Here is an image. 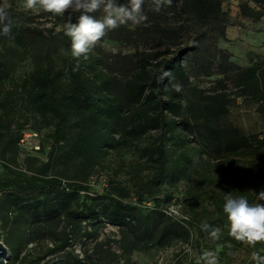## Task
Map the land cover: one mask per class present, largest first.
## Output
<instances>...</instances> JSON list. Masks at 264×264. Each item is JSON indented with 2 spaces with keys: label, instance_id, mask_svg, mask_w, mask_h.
Masks as SVG:
<instances>
[{
  "label": "trees",
  "instance_id": "trees-1",
  "mask_svg": "<svg viewBox=\"0 0 264 264\" xmlns=\"http://www.w3.org/2000/svg\"><path fill=\"white\" fill-rule=\"evenodd\" d=\"M150 4L151 0H145L143 8L158 14ZM165 8L172 10L176 25L153 21L137 27L138 32L164 47L152 56L137 52L130 73L123 79L108 70L100 57H72L71 39L64 32L67 52L60 55V64L46 55L41 65L16 78L0 58V158L5 170L0 174V193L5 195L0 216L17 211L16 221L32 220L28 238L36 243L46 234L41 231L39 236V228L49 227L54 235L64 220L69 226L52 245L29 253L27 264H39L65 250L73 228L85 218L134 231L142 228L143 237L152 246L187 236L188 229L179 226L177 218L162 226L141 223L138 205L132 201L133 191L142 203L153 184L166 179L177 186L182 177L192 180L185 204L193 211L192 219L182 221L194 225L201 236L210 231L202 229L204 222L219 227L222 236L214 241L221 244L224 256L239 250L245 251L246 257L253 251L264 255V242L251 248L228 235L229 223L223 211L226 194L243 195L256 203L257 192L264 189V131L249 134L240 125L223 121L239 104V97L264 117V60L244 67L218 63L224 77L217 87L212 91L198 89L194 99L187 98L191 69L197 64L206 66L208 61L205 40L229 58L226 49L216 47L211 32L216 29L224 35L228 17L222 0H172L161 10ZM8 11L13 19V7ZM239 11L260 21L264 19V0H240ZM177 33L185 37V43L172 48L164 38ZM19 40L20 35L0 34V47L6 49ZM77 63L79 70L74 71ZM164 72L170 75L161 79ZM230 83L235 91L230 90ZM177 84L182 87L180 92L174 87ZM29 120V128L35 130L51 127L49 149L31 171H16L12 163L22 152L20 143ZM127 149L139 152L142 159L133 162L138 176L132 178L133 188L111 179L109 187L94 191L88 181L92 172L112 154L121 156ZM143 168L152 169L144 180L140 179ZM210 186L217 190H210ZM165 197L170 199L169 193ZM162 201L156 198L153 207L166 213ZM9 246L18 256L19 246L11 242ZM89 259L88 254L83 258L76 255L69 264H89Z\"/></svg>",
  "mask_w": 264,
  "mask_h": 264
},
{
  "label": "rangeland",
  "instance_id": "rangeland-1",
  "mask_svg": "<svg viewBox=\"0 0 264 264\" xmlns=\"http://www.w3.org/2000/svg\"><path fill=\"white\" fill-rule=\"evenodd\" d=\"M239 2L240 0H222L223 9L228 17L226 32L222 35L219 30L211 31L216 47L226 49L230 53L229 58H224L218 50L210 46L208 39L205 40L204 56L212 63L207 61L206 66L199 67L197 64L191 69L192 85L185 88L187 98L194 99L198 89L212 91L217 87L218 81L224 77V71L218 63L232 67H244L264 60V19L254 21L242 15L239 11ZM5 3L7 10L13 7L11 34L12 36L20 35L19 42L13 41L6 49L0 47V58L7 62L11 74L16 78L25 76L41 65L46 55L50 56L53 63L60 64V55L67 52V43L63 34L64 24L68 22L69 17L71 21L78 23L82 12H73L70 8L63 16L50 15L42 10L26 11L23 8V0H0V5ZM118 3L127 4L128 0H118ZM88 14L96 19H102L104 16L102 10ZM144 14L148 19L143 24L153 21L164 25L178 23V20L172 16V10L168 8L161 10L158 14L144 9ZM137 27L138 25L128 23L115 30H109L101 42L91 50L87 59L100 57L108 70L117 72L123 79L130 73L137 58V52L152 56L164 47L162 43L159 44L138 32ZM31 30L34 31L31 32ZM37 32L42 33L44 37ZM164 39L172 48H178L185 43V37L180 36L179 33L169 35ZM229 88L235 91L233 83H230ZM238 103L237 106L231 108L223 121L240 125L249 134L262 133L264 117L261 113L242 97L238 98ZM30 123L31 120L26 125ZM50 130L51 127L35 130L28 126L20 143L22 152L17 161L12 163L16 171L29 172L39 164L40 160L46 158ZM43 145L44 148H42ZM27 156L33 158L26 160ZM137 160H142L139 152L128 149L124 150L121 156L117 153L112 154L89 176L88 181L91 187L94 191H102L105 187H109L110 180L114 179L133 188L132 178L138 177L133 162ZM140 171V179L143 180L152 173L151 168H143ZM4 173V165L0 158V174ZM191 181L189 177H182L178 180L177 186H173L163 179L159 184H153L150 187L142 203H139L135 192H132V201L138 205L137 216L141 223L148 221L151 227L162 226L177 218L181 221L179 226L183 225L188 229L187 236L175 237L169 243L152 246L143 237L142 228L134 231L110 222L101 224L96 220L85 218L79 226L73 228L70 245L65 250L49 255L39 264H69L74 256L83 258L86 254L90 256L89 264H204L201 257L205 251L215 252L219 264H252L251 256L246 257V252L242 250L234 252L233 256H224L221 253V244L210 238L209 234L199 235L194 225L181 220V218L192 219L193 216V211L185 204V196ZM208 188L212 191L217 190L214 186ZM166 193H169L170 199H166ZM84 195L86 194L82 195L83 199ZM4 197L5 195L0 193V202H4ZM158 197L163 199L161 206L166 213L154 209L153 205ZM17 213L14 211L3 217L0 216V241L9 248L7 264H27L29 253L38 252L45 245H52L54 238L60 236L69 227L64 220L54 231V235L50 234L52 229L49 227H41L39 236L42 234L41 231L46 232L42 241L30 242L28 229L32 220L23 218L16 221ZM9 242L19 246L18 256L9 246Z\"/></svg>",
  "mask_w": 264,
  "mask_h": 264
},
{
  "label": "clouds",
  "instance_id": "clouds-1",
  "mask_svg": "<svg viewBox=\"0 0 264 264\" xmlns=\"http://www.w3.org/2000/svg\"><path fill=\"white\" fill-rule=\"evenodd\" d=\"M145 0H128L127 4H120L118 0H23L26 11L42 10L46 13L63 16L68 9L73 12H82L78 23H72L71 17L64 24V34L71 39V55L79 60L80 57L88 58L91 50L101 42L109 30H115L121 25L131 23L141 25L147 21L143 5ZM172 0H151L150 8L160 12L165 6H170ZM102 10V19H96L88 13ZM13 21L7 10V4L0 5V34L11 33ZM79 70V63L73 69ZM170 74L164 72L161 79ZM177 92L182 90L181 85H174ZM256 203L241 195L234 197L226 194L223 211L229 223L228 235L245 246L256 248L257 244L264 242V189L256 194ZM202 229L209 231L210 238L220 240L222 231L207 222L202 224ZM227 247L232 248L228 243ZM228 255H235L229 252ZM204 264H219L215 252L205 251L201 257ZM252 264H264V255L260 251H253L250 257Z\"/></svg>",
  "mask_w": 264,
  "mask_h": 264
},
{
  "label": "water",
  "instance_id": "water-1",
  "mask_svg": "<svg viewBox=\"0 0 264 264\" xmlns=\"http://www.w3.org/2000/svg\"><path fill=\"white\" fill-rule=\"evenodd\" d=\"M9 256V248L3 242L0 241V264H7V258Z\"/></svg>",
  "mask_w": 264,
  "mask_h": 264
},
{
  "label": "built area",
  "instance_id": "built-area-1",
  "mask_svg": "<svg viewBox=\"0 0 264 264\" xmlns=\"http://www.w3.org/2000/svg\"><path fill=\"white\" fill-rule=\"evenodd\" d=\"M169 214H171V212Z\"/></svg>",
  "mask_w": 264,
  "mask_h": 264
}]
</instances>
